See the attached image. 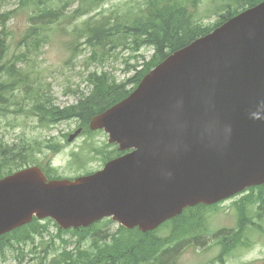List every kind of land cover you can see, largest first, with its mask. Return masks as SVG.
<instances>
[{
  "label": "water",
  "instance_id": "water-1",
  "mask_svg": "<svg viewBox=\"0 0 264 264\" xmlns=\"http://www.w3.org/2000/svg\"><path fill=\"white\" fill-rule=\"evenodd\" d=\"M89 128L131 152L72 181L37 167L0 179V236L33 217L145 233L264 184V1L168 56Z\"/></svg>",
  "mask_w": 264,
  "mask_h": 264
},
{
  "label": "trees",
  "instance_id": "trees-1",
  "mask_svg": "<svg viewBox=\"0 0 264 264\" xmlns=\"http://www.w3.org/2000/svg\"><path fill=\"white\" fill-rule=\"evenodd\" d=\"M4 1L7 0H0V2ZM17 1L19 7L17 10L29 11L30 26L22 37L16 40L9 31L13 12L0 14V117L6 118L11 115L12 117L36 118L39 125L45 127L54 125L59 121L76 119L85 135L92 137L94 134L88 128L91 118L126 98L137 87L143 76L167 56L183 49L195 39L205 36L238 15L236 8L240 6L251 8L264 0H210L212 4L210 11L218 15L219 19L216 20L215 24L208 27L196 22L194 18L201 0H130L123 6V10L115 15L112 12L109 15L98 13L84 20L77 28V33L83 40L82 44L92 49L91 56L86 60L88 62L103 63L120 48L132 55L140 53V49L144 47H150L153 54L148 62H144L140 71H136V67H134L135 74L122 82H117L113 75L106 72L89 73L85 81L90 89L88 95H83L79 99L81 107L76 104L62 109L54 105L50 86L47 85L46 88L40 81L32 79L31 73L18 67V64L33 65L30 57L37 56L40 47L46 42L48 29L60 22L64 11L69 10L77 3L78 6L72 13L85 15L90 9L98 7L99 2L105 0ZM139 7H145L146 10H149L154 20L151 14L137 15L135 10ZM172 8H178V11L169 14ZM144 33L145 35H143ZM177 34H184L186 37L183 41L176 40ZM168 45H173V47H166ZM165 47L169 50H165ZM96 50L101 53L100 59L96 57ZM137 57L144 59L143 56ZM129 86L132 88L128 90L127 87ZM75 91L77 89L68 90V92ZM112 147L113 149L108 153V156L102 153L104 163L112 159L109 157L110 154L114 156L123 154L119 153L116 147ZM61 148L57 145H46L45 148H40L36 142L28 144L21 141L19 144L15 142L11 144L0 140V179L22 169L24 165L33 164L32 160L36 161V155L43 154L44 149L50 150L55 155ZM48 171H52V175L55 174L49 162L47 163L48 179H59L48 175ZM248 197L242 202L243 205L248 206L255 201L253 196ZM209 209L210 207L203 205L188 208L180 216L165 223L156 231L160 233L165 231V236L168 238L177 237L178 231L197 233L199 228L207 224L206 212ZM48 222L51 221L48 220ZM104 222L109 223V220ZM97 224L101 223H96L85 229L68 231H62L54 225L56 238L60 239L63 234L70 233L76 240L75 242L61 240L63 247L61 252L51 259H48V254L47 257L45 255L41 258L37 257L38 264H79L80 257L84 255L93 259L95 254L83 247L86 241L98 248L107 244L112 246L137 240L148 244L147 246L163 244L162 241H153L151 232L143 234L137 229L128 231L122 227L117 228L115 235H108L107 232H103V238L107 240L106 243H103L96 236L95 225ZM40 232H47L48 234V224L42 226L40 223L31 222L10 234L1 236L0 263L5 261L7 249L16 247V244L20 242L26 243L33 235ZM234 235L239 237V234L235 233ZM148 242H155L156 244H149ZM72 245L73 249L68 250V247ZM121 258L125 264H137L135 262L137 259L144 262L148 259L143 255L132 260L133 256L127 255L120 257L118 263H120ZM106 263H110V261L107 260Z\"/></svg>",
  "mask_w": 264,
  "mask_h": 264
},
{
  "label": "rangeland",
  "instance_id": "rangeland-1",
  "mask_svg": "<svg viewBox=\"0 0 264 264\" xmlns=\"http://www.w3.org/2000/svg\"><path fill=\"white\" fill-rule=\"evenodd\" d=\"M130 0H105L99 2L98 7L90 9L85 15L72 13L78 6L76 3L69 10L62 13V18L58 24L50 26L46 36V42L40 47L37 56L30 57L33 65L18 64V67L31 73V78L40 81L42 84L49 85L53 96L54 105L60 109L76 104L81 95H87L89 86L86 83V77L89 72H106L115 77L118 82L127 80L134 75L133 68L136 70L143 68L144 62H147L152 52L148 49H142V52L129 55L123 49H117L105 62L86 61L92 54V49L82 44L83 40L78 36L77 28L81 23L98 13L109 15L112 12L115 15L123 10V6ZM18 1L9 0L0 2V14L4 12H13L12 21L9 24V31L16 40H19L24 32L30 26L29 11L17 10ZM212 4L210 0H201V3L195 14L196 20L208 27L216 23L219 16L210 11ZM97 59H100L101 53L95 51ZM137 56H143V60ZM78 88V89H77ZM75 92H68V90ZM80 128L76 119L59 121L51 126L39 125L36 118H26L24 116L6 118L0 117V140L19 144L24 141L28 144L36 142L40 148L49 145H57L64 148L60 153L54 155L50 150L44 149L43 154H37L36 160L40 165H47L51 161L52 170L56 177L64 179L76 178L89 173L97 172L102 168V153L110 151L113 148L108 146V136L104 132H98L92 137L78 136L74 141L68 143V138ZM81 164V165H80ZM80 165V166H78ZM261 189H256L237 196L231 200L220 204L218 208L209 212L208 229L211 234L212 242L207 251V256L200 250L194 248L187 249L179 259L177 264H206L215 257L219 249L213 246L217 240L216 232L219 230H231L236 227L238 220L237 214L245 212L247 214H260V202L264 199ZM246 195V196H244ZM244 196V197H242ZM255 196V201L248 208L247 205H239L240 202ZM264 207V202H263ZM249 210L251 212L249 213ZM48 224L47 232H40L31 237L26 244L17 245L13 251L7 250L6 259L1 264H38L37 257L46 256L53 258L63 249L61 242L55 237L56 228L51 222ZM108 226L105 227L104 225ZM264 227V223L262 224ZM102 229L108 228L109 232H114L118 224L102 223ZM247 235H256L257 229L247 228ZM108 233V232H107ZM165 234V231L162 232ZM63 239H72V234H63ZM252 240V247L249 250L240 249L232 253L227 258V264H264V241L260 238ZM88 244L86 241L83 244ZM206 246V247H207ZM49 250V251H48ZM203 261V263H201Z\"/></svg>",
  "mask_w": 264,
  "mask_h": 264
},
{
  "label": "bare ground",
  "instance_id": "bare-ground-1",
  "mask_svg": "<svg viewBox=\"0 0 264 264\" xmlns=\"http://www.w3.org/2000/svg\"><path fill=\"white\" fill-rule=\"evenodd\" d=\"M32 1L36 2L38 0H32ZM182 4L184 5V3ZM247 8L251 9L253 7L249 8V6H245V7L240 6L236 8V11H238V13L240 14L248 10ZM177 11H178V8H172L169 11V14H173L174 12H177ZM135 13L141 16H143L144 14H151L152 19H153L152 13L149 10H146L145 7L137 8L135 10ZM194 18L196 20L195 15H194ZM196 22L198 21L196 20ZM152 26H155V25H152ZM198 31H200V29H198ZM143 35H145V33ZM185 37L186 36L184 34H177L176 40L180 39L183 41ZM200 38L201 37L195 39L194 41ZM193 42H191L190 44H192ZM166 47H173V45L172 46L168 45ZM166 47H165V50H169ZM143 49L151 50L153 54V50L150 47H144ZM139 52H142V49H140ZM151 56L149 57L147 62L150 60ZM46 88H47V85H46ZM131 88L132 86L127 87L128 90ZM76 104L78 107H81L80 101H78ZM111 151L112 150L106 151L103 154L108 156V153ZM15 155H17V153H15ZM125 155H127V153L120 155V156H114L113 154H110L109 157H111L112 160H116V159L124 157ZM103 159L104 158H102V162H103ZM32 161H33V164L24 165V166L41 167L44 171V175L47 177V165H40L38 163V160L35 161L33 159ZM48 175L51 176L52 171H48ZM52 176L56 177L54 173ZM262 197H264V191L262 193ZM263 202H264V199L260 202V208L261 207L263 208L260 214L251 215L245 212H241L237 214L238 220L236 221V227L234 229H231V230L223 229V230H219L218 232H216L215 237H217V240L213 242V246L215 248H218L219 252L215 257H213L206 264H227L226 262L227 258L232 253L239 251L240 249L249 250L252 247L251 245L252 240L255 239V242H256L257 238H260L261 241H264V227L262 226V224L264 223ZM101 225L102 224L95 225L96 236L99 239V241L106 243L107 240L103 238V232H108L107 233L108 235H115L117 232L116 231L109 232L108 228L102 229ZM104 226L108 227L106 225ZM252 227L257 229L256 235H247V232H248L247 228H252ZM122 228L124 229L123 226ZM235 233L239 234V237L235 236L234 235ZM150 234H152L151 239L153 241H162L163 244L159 245V244H156L155 242H148L149 244H156V245L147 246L148 244L137 240V241L130 242V243H118L112 246H109L111 244H107L105 245L106 247L103 246V247H100L101 248L100 249L96 245H91L90 243H88V244H85V249L90 252H93L95 254L94 256L95 258L89 259L87 258V256L84 255L80 257L79 259L80 262L79 261L78 262L79 264H86V263L88 264H125V261L122 260V258L119 261L120 263H118V259L120 257L130 255V256H133L132 260H134L135 258L144 255L146 256V258H148L146 262L139 260V259L135 260V262L137 264H177L182 254L189 248H194L197 251L200 250L204 254L202 255L203 259H205L207 256V251H209L211 247V245L210 246H207V245L210 242H212V238L210 237L212 232L209 231L208 224L199 228L197 233H189L187 231H178L176 234L178 236L174 238L173 237L168 238L165 236V234L159 233L154 230H151ZM262 244L264 245V242ZM72 249H73V245L68 247V250H72ZM107 260H109L110 263H106ZM201 263H203V261Z\"/></svg>",
  "mask_w": 264,
  "mask_h": 264
}]
</instances>
